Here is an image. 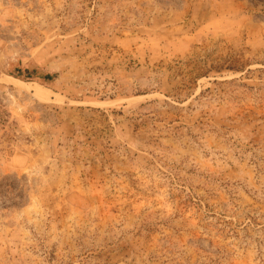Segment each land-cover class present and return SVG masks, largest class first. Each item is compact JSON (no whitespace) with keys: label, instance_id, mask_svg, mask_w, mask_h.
I'll use <instances>...</instances> for the list:
<instances>
[{"label":"rangeland","instance_id":"rangeland-1","mask_svg":"<svg viewBox=\"0 0 264 264\" xmlns=\"http://www.w3.org/2000/svg\"><path fill=\"white\" fill-rule=\"evenodd\" d=\"M0 73V264H264V0H0Z\"/></svg>","mask_w":264,"mask_h":264},{"label":"bare ground","instance_id":"bare-ground-1","mask_svg":"<svg viewBox=\"0 0 264 264\" xmlns=\"http://www.w3.org/2000/svg\"><path fill=\"white\" fill-rule=\"evenodd\" d=\"M0 81H10V82H12L13 84H15L18 87H24L26 85V83L20 81L19 79L14 78V77L6 76V75H4L2 73H0Z\"/></svg>","mask_w":264,"mask_h":264},{"label":"trees","instance_id":"trees-1","mask_svg":"<svg viewBox=\"0 0 264 264\" xmlns=\"http://www.w3.org/2000/svg\"><path fill=\"white\" fill-rule=\"evenodd\" d=\"M26 73H24V78H29L31 75L29 74L30 72L28 70H25ZM46 78H51L50 74H47L45 76Z\"/></svg>","mask_w":264,"mask_h":264}]
</instances>
